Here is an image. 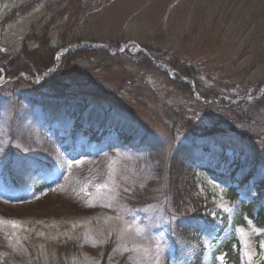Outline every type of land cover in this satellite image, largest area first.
<instances>
[{
    "label": "rangeland",
    "instance_id": "rangeland-1",
    "mask_svg": "<svg viewBox=\"0 0 264 264\" xmlns=\"http://www.w3.org/2000/svg\"><path fill=\"white\" fill-rule=\"evenodd\" d=\"M41 34L56 50L49 69L8 78L0 67V264H264V227L214 164L255 170L261 189L239 200L264 205V0H0V56L34 50ZM84 50L125 65L73 57ZM168 61L195 68L213 99ZM32 99L71 102L130 139L99 129L109 146L60 141L55 130L76 123L48 125ZM232 237L237 263L217 256Z\"/></svg>",
    "mask_w": 264,
    "mask_h": 264
},
{
    "label": "trees",
    "instance_id": "trees-1",
    "mask_svg": "<svg viewBox=\"0 0 264 264\" xmlns=\"http://www.w3.org/2000/svg\"><path fill=\"white\" fill-rule=\"evenodd\" d=\"M32 39H35L38 41V46L34 50H28L29 48L26 47L22 52L13 55V56H0V67H3L4 72L8 74L9 77H16L20 74L27 75L31 78H34L43 72H45L47 69H49L55 58L56 50L52 49V47H49L48 45V38L44 34H41L40 36L34 35V37H31ZM31 39V40H32ZM73 55H70L69 57H72ZM85 57L87 60H97V62L103 63V64H112V63H118V65H125V62L121 60V56L112 57L108 54L105 50H98V51H78L75 56L73 57ZM74 58H71V60ZM142 68H152L151 62L146 57H142ZM172 68H174L180 77H186L188 79H192L196 81L198 85L199 92L201 95L207 97L209 100L213 99L210 92L205 93L206 90L201 88V84L197 82V73L194 72L193 69L188 68L186 66L182 65V62L175 61L174 65L172 62H167ZM140 66V65H136ZM2 75V74H1ZM187 87V86H185ZM202 89V90H201ZM203 90L205 92H203ZM184 91V90H183ZM186 93H188V88L185 89ZM198 93V92H197ZM218 96L216 95L214 98L216 99ZM243 98H247L246 95L243 96ZM264 97L260 98L259 100H256V102H262ZM254 102V103H256ZM242 105L236 106L238 109H242L244 106H246L247 102L241 101ZM258 104V103H256ZM32 105L34 107H38L41 112H43L45 115H49V122L48 125H54L53 117L60 118V122L69 121L76 123V130H73L71 132H68L66 130H62V132H58L61 130H55L56 136L60 141H77L80 138L93 141L94 143H101L99 146H109L107 141H103L101 138V135L99 133V129L103 130V134L111 133L114 136H117L116 139L121 142H128L130 138H128V133L124 132L123 129L115 125L113 123H108L105 121H98L94 117L85 115L84 111H81L82 109L79 108V106H75L71 102H63V101H54V100H39V99H32ZM262 106V105H261ZM73 113V114H72ZM71 117V118H70ZM69 118V119H68ZM57 121V123L59 122ZM98 129V130H97ZM68 135V136H67ZM115 139V142H116ZM196 145L192 146H183L180 148L179 153L180 156H188L190 159L193 158V153H196ZM182 154V155H181ZM24 158V157H23ZM21 161L22 168L29 171H35L36 173L39 172H50L49 166L43 162H40L39 160H36L34 158H24ZM216 169L220 168L221 170L227 172V174L230 176L232 182L231 185L226 188V192L228 198L233 201H239L241 205H243V209L246 211V213L249 215L250 218L254 220L255 223L258 225L264 227V205L260 202L258 204V207L255 209H251L250 205L245 204V202L239 200V190L243 189L247 185H252L254 189H261V186L259 183H253L252 179L256 177V171L251 170L248 168L245 164H229L225 165L223 162H214ZM6 177V180L4 182V185L6 187H9V185H15L16 189L23 188L25 185L22 181H17L14 179H11L9 181V178ZM49 187V183L45 185H39L36 186L34 189L35 193L43 192L45 187ZM199 204L196 205V208ZM241 219V218H240ZM110 247L107 249V252L109 253ZM108 255L104 256V262L102 264H108L107 259ZM217 256H222V258L225 260V262L228 263H237L239 262V245H237L236 240L234 237L228 239L226 242H224L221 246L218 247ZM194 264H199L194 263Z\"/></svg>",
    "mask_w": 264,
    "mask_h": 264
},
{
    "label": "water",
    "instance_id": "water-1",
    "mask_svg": "<svg viewBox=\"0 0 264 264\" xmlns=\"http://www.w3.org/2000/svg\"><path fill=\"white\" fill-rule=\"evenodd\" d=\"M121 52V51H120ZM169 74H171V72H168Z\"/></svg>",
    "mask_w": 264,
    "mask_h": 264
}]
</instances>
